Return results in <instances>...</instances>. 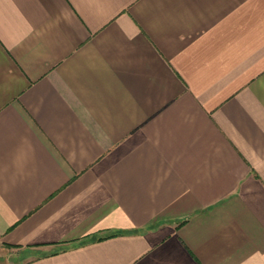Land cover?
<instances>
[{
    "label": "crops",
    "instance_id": "crops-1",
    "mask_svg": "<svg viewBox=\"0 0 264 264\" xmlns=\"http://www.w3.org/2000/svg\"><path fill=\"white\" fill-rule=\"evenodd\" d=\"M2 264H264V0H0Z\"/></svg>",
    "mask_w": 264,
    "mask_h": 264
},
{
    "label": "rangeland",
    "instance_id": "rangeland-1",
    "mask_svg": "<svg viewBox=\"0 0 264 264\" xmlns=\"http://www.w3.org/2000/svg\"><path fill=\"white\" fill-rule=\"evenodd\" d=\"M2 245H0V258L3 257L4 254H6V252L2 249L1 247ZM3 261H0V264H2Z\"/></svg>",
    "mask_w": 264,
    "mask_h": 264
}]
</instances>
